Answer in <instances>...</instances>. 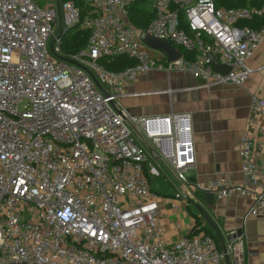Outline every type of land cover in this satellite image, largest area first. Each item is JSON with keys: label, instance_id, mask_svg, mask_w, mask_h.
Masks as SVG:
<instances>
[{"label": "built area", "instance_id": "built-area-1", "mask_svg": "<svg viewBox=\"0 0 264 264\" xmlns=\"http://www.w3.org/2000/svg\"><path fill=\"white\" fill-rule=\"evenodd\" d=\"M56 1L57 8L0 0V264H225L213 235L166 242L149 179L161 175L148 157L155 146L178 179L188 180L196 165L192 114L128 116L115 102L155 69L201 77L206 88L243 86L253 71L264 77V63L247 65L264 42V24L240 25L263 15L264 4L151 0L154 18L139 27L130 18L135 0H83L85 14L74 0ZM76 25L88 30L87 45L67 54L63 36ZM149 36L181 55H155ZM118 55L136 63L122 70L101 63ZM213 57L230 71L214 69ZM248 125L258 136L240 142L247 180L196 183L220 198H253L244 220L264 214V164L255 155L264 150V97L257 92L250 93ZM187 195L175 197L187 202ZM245 247V233L234 231L226 251L236 264H245Z\"/></svg>", "mask_w": 264, "mask_h": 264}, {"label": "crops", "instance_id": "crops-1", "mask_svg": "<svg viewBox=\"0 0 264 264\" xmlns=\"http://www.w3.org/2000/svg\"><path fill=\"white\" fill-rule=\"evenodd\" d=\"M174 47L172 56L179 52ZM151 49L155 55L168 58L164 51ZM261 63H264V42L247 61L253 69ZM203 83L201 77L188 73L150 70L128 84L115 103L128 116H159L173 112L192 114L196 165L187 171L188 180L178 179L175 169L155 146L147 147L149 159L161 172L159 177L150 176L149 179L159 196L166 242L173 245L196 228L197 233L213 234L219 248L224 251V245L226 247L231 242L233 232L242 231L246 243L245 264H264V214L244 220L253 198L237 194L220 198L214 194V201L209 204L204 199L205 193L196 186L198 182L207 184L216 178L234 183L247 180L242 171L239 148L245 134L254 138L258 136L256 129L248 125L250 93L257 92L264 97V77L253 71L243 86L227 83L206 88ZM255 155L264 164V150L256 149ZM151 178L156 179L152 182ZM180 191L188 194L187 202L175 197ZM191 204L200 209L199 214L183 209V206L191 207ZM229 258L230 264H236L232 255Z\"/></svg>", "mask_w": 264, "mask_h": 264}, {"label": "trees", "instance_id": "trees-1", "mask_svg": "<svg viewBox=\"0 0 264 264\" xmlns=\"http://www.w3.org/2000/svg\"><path fill=\"white\" fill-rule=\"evenodd\" d=\"M75 3L84 9L82 14H85L88 9L83 0H74ZM148 0H135L130 7L131 21L139 27H147L151 20L154 18V10L149 6H146ZM218 6H234V7H261L264 4V0H216ZM248 24L251 27L259 28L264 24V14L259 16L255 20H247L240 22V25ZM89 32L76 25L70 28L63 36L62 48L67 54L78 52L85 48L88 41ZM186 53V52H185ZM101 63L111 70H122L128 66L136 63L134 58L128 55H118L115 57H104L101 59ZM191 233H197L196 228ZM206 234L213 235L209 232ZM214 236V235H213ZM215 237V236H214ZM217 239V238H216Z\"/></svg>", "mask_w": 264, "mask_h": 264}, {"label": "water", "instance_id": "water-1", "mask_svg": "<svg viewBox=\"0 0 264 264\" xmlns=\"http://www.w3.org/2000/svg\"><path fill=\"white\" fill-rule=\"evenodd\" d=\"M146 41L150 47L164 51L167 54L169 60L175 59L181 55L180 52H176L174 54L175 56L171 55L173 50H175V47L171 42H169L167 40H163V39H159L156 37L149 36L146 38ZM211 65L214 69L221 71L223 73H228L230 71L229 66H227L225 64H221L214 57H213ZM204 199L207 201V203L212 204V202L214 201V193L213 192H205ZM217 234H218V237L221 238L219 233H217ZM224 252H225L226 262H227V264H230V258H229L227 251H226L225 245H224Z\"/></svg>", "mask_w": 264, "mask_h": 264}, {"label": "rangeland", "instance_id": "rangeland-1", "mask_svg": "<svg viewBox=\"0 0 264 264\" xmlns=\"http://www.w3.org/2000/svg\"><path fill=\"white\" fill-rule=\"evenodd\" d=\"M147 2H149V3H147L146 6L150 7L151 0H148ZM40 3L43 4V5H46V6H52V7L54 6V8H57V1L56 0H40ZM55 34L56 35H60V26L59 25H57L55 27ZM53 40H54V37L51 36V38L49 40V47L51 46ZM155 179L156 178H151V181L154 182ZM153 187L155 189H157L156 186L153 185ZM183 209L187 210L189 213H198V214L200 213V209L194 204H191V207L183 206Z\"/></svg>", "mask_w": 264, "mask_h": 264}]
</instances>
